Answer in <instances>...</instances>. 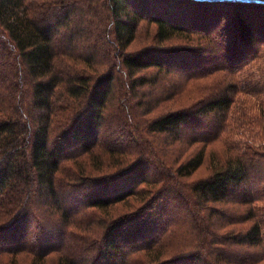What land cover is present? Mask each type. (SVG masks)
I'll return each instance as SVG.
<instances>
[{
  "label": "trees",
  "instance_id": "1",
  "mask_svg": "<svg viewBox=\"0 0 264 264\" xmlns=\"http://www.w3.org/2000/svg\"><path fill=\"white\" fill-rule=\"evenodd\" d=\"M192 1L215 16L177 18L172 0H0V264H264L250 187L264 152L210 146L264 46V0ZM226 9L233 52L211 33ZM142 23L154 45L129 49ZM183 50L221 60L173 70ZM191 125L207 127L199 144ZM205 158L210 174L187 181Z\"/></svg>",
  "mask_w": 264,
  "mask_h": 264
},
{
  "label": "rangeland",
  "instance_id": "2",
  "mask_svg": "<svg viewBox=\"0 0 264 264\" xmlns=\"http://www.w3.org/2000/svg\"><path fill=\"white\" fill-rule=\"evenodd\" d=\"M169 0H154V5L156 8L161 10H167L165 7V3ZM173 1V5L170 6L173 10V14L177 18H183L182 16L186 15L189 17V19H193V15H197L200 12H203L204 15H208L204 21H208V17L211 15V13L214 12L213 8L208 5H203V3H195L192 0H186L183 2H177L175 0ZM208 10V13H207ZM195 13V14H194ZM181 15V16H180ZM212 14L211 16H213ZM215 16V15H214ZM257 18L261 21L260 14L256 15ZM195 17V16H194ZM224 19L219 22V26L211 33L217 32L220 30L222 25H224V22H228L230 19L233 18V9H226L225 13L223 14ZM194 20V19H193ZM180 21V20H179ZM189 21V20H187ZM227 26L230 24H226ZM226 26V27H227ZM232 30V29H231ZM220 34H222V39H224V42L226 40L229 42L231 46V50L233 52V41L231 38L228 37L230 34L229 31H226V29H221L219 31ZM153 40L151 35V27H148L146 24H141L140 28L138 30L136 40L132 44H130L129 49H139L145 46H153ZM184 44L180 40H173L165 43V47H171V48H181ZM238 49L237 51H241L242 47L239 43H237ZM219 52L216 54L215 52L207 53L205 52L203 55H200L199 53H190L186 50H183L182 53L171 55L170 56V62L172 65V69L176 71L186 70V71H200L204 67H206L209 64L217 63L221 60V58H218ZM217 55V56H216ZM256 59L251 60L248 62L245 67L240 72V76L237 78L240 82V87H242L243 91H240L237 93L236 100L232 106V108L229 110L227 115V124H228V131L224 133V135L221 138H218L214 140V142L211 143V147L215 148L217 154L219 155L221 153V149L230 147L234 151H243L246 150L247 146L250 145L254 147L259 152H264V117L260 110L264 111V46L261 47L260 52L255 57ZM178 67V68H177ZM173 80H179V77L173 76L171 79ZM244 87V88H243ZM249 87L253 90L255 94H248L245 91L249 89ZM255 97V103L251 104L250 98ZM127 115V113H126ZM127 118L129 116L127 115ZM203 125V124H202ZM213 125L209 124L208 126ZM207 127H202L201 125H191L187 127L184 130L185 134V141L191 142V144H199L197 142H193L190 138L193 134H198L204 130H206ZM188 144V146H190ZM183 148L187 147L186 143L183 144ZM189 150V149H188ZM259 159V157H258ZM259 170H261L259 168ZM263 170V169H262ZM211 172V163L209 158H205L203 164L188 178H186L187 181L191 182L196 179L206 177ZM262 172V171H260ZM253 189L254 187L256 189H259V192L261 196L263 197V201L259 204L261 205L262 209L260 211L261 215L264 219V182H257L254 181L251 186ZM264 230V229H263Z\"/></svg>",
  "mask_w": 264,
  "mask_h": 264
}]
</instances>
